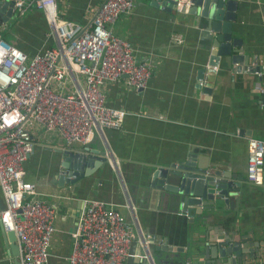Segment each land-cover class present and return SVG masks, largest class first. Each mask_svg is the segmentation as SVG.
<instances>
[{"label":"crops","instance_id":"0c3cea01","mask_svg":"<svg viewBox=\"0 0 264 264\" xmlns=\"http://www.w3.org/2000/svg\"><path fill=\"white\" fill-rule=\"evenodd\" d=\"M103 1L56 0V4L61 18L88 29ZM237 1L240 34L236 36L243 40L241 49L248 55L250 67L257 60L264 61V0ZM153 2L157 0H134L132 12L123 14L114 26L117 36L133 44L138 60L153 65L145 88L127 86L124 77L103 87L107 105L126 110L127 115L119 129L97 126L87 147L114 158V164L107 160L94 174L74 184L60 183V150L67 148L65 141L44 128L34 132L35 150L24 162L25 181L36 186L42 199L54 203L59 215L66 216L56 221L50 264H70L73 231L85 198H98L114 205L134 225L136 234L161 240L155 241L156 245L171 243L176 248L186 243L182 216L162 210L163 202L151 187L148 174L156 167L175 162L193 148L206 151L207 159L225 173L240 175L241 180L234 181H240L244 187L239 200L231 198L236 201L233 208L223 204L209 212L212 215L206 227L214 238L231 239L237 230V238L250 232L249 239L243 240L264 241V185L257 186L246 179L248 138L264 140V92L256 90L259 84L264 87V74L256 76L248 70L241 74L227 72L216 82L212 94L203 93L197 75L206 59L200 39L201 19L188 11L166 10V0L159 2V7ZM0 14L4 17L6 12L0 10ZM22 16L17 37L11 42L28 54L55 44L44 11L33 8ZM174 34L182 35L184 43H176ZM25 38L29 40L24 41ZM247 61L243 60L242 66ZM57 86L74 92L83 88L84 83L68 79ZM7 233L0 221V264H15ZM195 237L198 233L188 235L183 254L171 252L167 258L168 253L157 251L155 263L216 262L209 256V249L205 252L204 239L198 244ZM248 243L244 246L248 247ZM130 252L127 264H151L138 242L132 243ZM244 262L264 264V245L258 252L250 253L249 259L241 258L240 263Z\"/></svg>","mask_w":264,"mask_h":264},{"label":"built area","instance_id":"2783aa9c","mask_svg":"<svg viewBox=\"0 0 264 264\" xmlns=\"http://www.w3.org/2000/svg\"><path fill=\"white\" fill-rule=\"evenodd\" d=\"M0 1L12 4L13 14L23 15L33 8L44 11L55 38L54 45L28 54L0 32V185L7 204L0 210V221L5 231L16 234L21 264H50L56 221L66 216L25 181L24 162L35 150L34 132L44 128L63 139L67 148L76 149L93 141L97 126L121 128L127 111L107 105L104 85L124 77L127 86L145 88L153 65L139 61L133 44L114 31L118 19L132 12L134 0H104L88 29L61 18L56 0ZM189 7V0H176L177 11ZM172 38L178 44L185 41L180 34ZM259 65L264 61L257 60L251 68ZM253 73L262 76L264 69ZM68 79L80 80L84 87L74 92L57 88ZM256 90L264 92V87L259 84ZM247 147L246 179L262 186L264 140L249 137ZM107 158L114 164V158ZM151 238L136 234L134 225L114 205L85 198L69 263L127 264L134 241L150 259Z\"/></svg>","mask_w":264,"mask_h":264},{"label":"water","instance_id":"95a60500","mask_svg":"<svg viewBox=\"0 0 264 264\" xmlns=\"http://www.w3.org/2000/svg\"><path fill=\"white\" fill-rule=\"evenodd\" d=\"M162 0H157L152 4L159 7ZM165 9L172 11L176 9V0H166ZM192 4L188 13L198 16L201 19L200 39L205 50L204 63L198 68L199 88L205 94H212L216 82L227 72H250L264 69V65L249 67L248 55L241 49L243 40L236 36L240 34L237 25V10L239 2L237 0H189ZM0 10L5 11L6 15L0 14V24L8 22L13 17L12 4L0 1ZM183 12V10L181 11ZM247 61L246 66H242L243 60ZM241 64V65H239ZM223 70V72H222ZM62 155V170L59 177L60 183L74 184L84 177L94 174L108 159L106 153L101 154L99 150L90 147L60 150ZM208 153L204 150L193 148L179 157L175 162H170L166 166H159L149 174L150 185L160 195L163 202L162 210L171 211L182 216L184 223L186 243H180L174 248L171 243L156 245L159 239L151 238L149 243L148 263H155L157 251L168 254L175 252L183 254L188 245L187 237L189 234L198 233V244L204 239L205 252L209 249V256H213L216 262L213 264H242L241 258L249 259L250 253L258 252L260 246L264 245L262 240L248 241L243 240L250 232L240 238L235 237L238 231L230 239L221 238L222 236L212 235V231L206 227L210 211L219 209L223 204L234 207L232 197L241 198L243 186L240 175L228 174L217 167L216 164L207 159ZM7 207L4 192L0 185V209ZM203 227H206L203 232ZM200 233V236H199ZM254 233V232H253ZM9 241L12 243V254L15 264H21L19 260L20 246L14 231H8ZM217 239V240H216ZM225 239V240H218ZM249 242V243H248ZM248 243V247H245ZM248 248V250L246 249ZM145 253V251L143 252ZM243 264H246L244 262Z\"/></svg>","mask_w":264,"mask_h":264},{"label":"rangeland","instance_id":"374dc122","mask_svg":"<svg viewBox=\"0 0 264 264\" xmlns=\"http://www.w3.org/2000/svg\"><path fill=\"white\" fill-rule=\"evenodd\" d=\"M26 15L22 16L16 12L8 22L0 24V32L3 34L5 39L13 41L17 37L16 30L18 29L19 20L21 21L22 17H25ZM27 40H29V38H25L24 41Z\"/></svg>","mask_w":264,"mask_h":264}]
</instances>
